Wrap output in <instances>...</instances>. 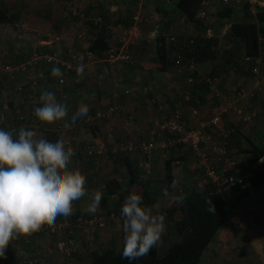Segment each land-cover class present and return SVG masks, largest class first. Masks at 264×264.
<instances>
[{
	"label": "crops",
	"instance_id": "obj_1",
	"mask_svg": "<svg viewBox=\"0 0 264 264\" xmlns=\"http://www.w3.org/2000/svg\"><path fill=\"white\" fill-rule=\"evenodd\" d=\"M57 1L62 5V2L65 0ZM57 1L56 3L58 4ZM90 1L91 0H82L80 3L88 14L87 17H90V13L93 12V8L89 7ZM208 1L210 3L208 13L212 12L214 15L217 11L216 8L222 4H220L218 0ZM137 2L138 0H99L98 11H101L108 22L120 21L124 19L127 13L141 11L140 7H136ZM142 2L146 5V9L144 10L149 17V21L145 20L146 18L144 15V21L140 25L138 42L132 44L128 49V59L97 60L85 71L83 76L75 78L80 82L78 86L75 84L70 87L68 83L69 89L66 91L67 97L65 102L63 100L58 101L57 99L58 102L61 101L60 103L63 102V104L67 105L69 115L66 118L70 120H72L71 117L77 110L81 101L89 106V112L93 110L94 113L99 107L103 108L105 105L116 107L110 118L86 122V118L93 116L94 113H89L87 117L79 118V130L76 134V136L78 135L77 140L88 142L96 138H102L106 145V151L96 158L80 157L77 155L78 161L76 162V160L74 161L72 159L70 162L71 168H78L85 175V187L89 193L95 192L96 190L101 191L102 200L99 210L95 215H102L104 219L94 223L96 224L95 226L86 227L83 231L78 230L79 228L76 229V250L70 256L61 255L56 250V236L43 234L32 235L27 244L23 243V236L10 241L8 246L11 247L14 244L12 248L15 247V251L11 249L6 251L4 258L0 261L7 260L10 264H23L25 263V259H38V263L40 262V264H80L82 261L84 262L82 264H86L89 262L90 255L93 251H102L113 247L116 248L123 243L124 233L122 230V221L120 222L118 219L111 218L110 214L121 213L125 198L132 192L139 193L142 186L140 183H129L127 173L128 166L124 163L125 159L122 161V158H120V153L118 152L119 147L122 144L128 143L130 140L150 138L152 130L154 129L153 121L155 118H162L168 113L169 108L167 104H175L173 100L176 101V98L179 96L184 95L187 97L186 91L184 92L185 88L180 89L181 86H179L182 79L184 82L185 77H183V74L180 72L174 71L173 68V70L159 69L161 65L155 60V48L150 46V40L152 39H146V34L149 33L148 36H150L160 30L163 34H170L175 31L174 33L183 36L193 35L194 32L193 24L185 22L183 17L175 10V0H143ZM60 3L57 6H60ZM8 6L17 8L13 5ZM111 9L114 11L112 12ZM96 12L97 11H94V13ZM238 14L240 13L236 15ZM20 16L22 15L20 14ZM70 17L77 16L71 15ZM217 21L218 20L215 19L214 23H211L212 26L209 27L214 26L215 32H218V30L221 32L224 30L225 25L221 27L217 26ZM82 23L85 22L82 21L81 24ZM158 23L160 26L159 29ZM81 24V28L82 26L85 27L87 32L86 37L88 38V41L84 40L81 42H83L82 44L87 42L90 43L96 34V30L91 27H86V23L85 25ZM9 25L10 24L0 23V39H5L7 41L6 30ZM81 28L76 29L77 33ZM226 28L228 29V26L225 27V29ZM55 38L57 39V37ZM24 39L25 38L21 37V34L15 36V40L24 44V47H26V49L28 48L27 51L30 50L31 52L32 49L29 46V41H24ZM144 39L147 41V44L142 47L141 43ZM77 40L79 41V39ZM56 43H54V40L49 39V37L37 39L34 41V50L32 54H34L37 49L46 50L49 54L50 52L56 54L54 49ZM109 44V51L107 53L110 56L113 55L111 52H114V54L118 52L121 43L118 38L114 37L110 40ZM79 45L78 43L75 46ZM69 48L71 47L69 46ZM228 48L229 46L226 47L225 50ZM26 49L24 48L21 50L20 48L14 55L13 51L11 52L10 46L8 48H1L0 61L14 62L13 60L16 58L18 59L19 54H22L23 57V52H25ZM28 60H34L33 55H30ZM33 62H35V60ZM34 65H37V62H35ZM216 66L218 67L216 72L219 73L218 77L220 80L221 75L230 72L232 82L237 81V78L241 76L238 83H242L244 69H236L233 60H218ZM197 71L201 73V70L198 69ZM27 77L29 78V76ZM252 86L253 84L251 80H249L247 88H245L244 91L245 94ZM126 88L131 90L129 95L123 93V90ZM54 90L55 89H53V91ZM198 91L202 93V91ZM54 94L56 98L59 97L56 93ZM150 98H155V102L152 104L149 103L148 100ZM256 101L257 103L261 102L259 98ZM239 102V104H241L240 107L243 109L250 107L248 104L249 102H246L245 98L241 99ZM258 104H256L258 112L263 113L262 106ZM16 105H18L17 102ZM231 106L232 105H230V107ZM232 108L233 107L230 108V112L237 115L235 110L239 107L236 109ZM0 110L6 111L2 107ZM229 113L224 116L223 119L225 127L232 133L226 143L228 153L229 155L234 153V156H240L241 161H243L245 165L244 167L248 168L249 160L253 157V153L249 150L252 144L264 145V131L262 129V132L261 128L258 126L260 125L259 120H254V122H256L255 125L249 124L242 121L240 116L237 115L239 118L238 122L235 121L234 117L230 119L231 113ZM201 114V116L197 115L195 118L205 116V113L201 112ZM127 116L132 117L131 126H126L124 124V118ZM229 121L231 122L229 123ZM73 122L78 121L76 119ZM56 123H58V121H56ZM195 124L196 122L192 123V125ZM89 125H93V128L89 129ZM249 125L252 126L248 128ZM53 127L54 124H52L50 129H54ZM240 131L245 133V135L241 137V135H239ZM41 135L43 138V132ZM213 142L221 144L219 140L215 139V135ZM122 155L128 156L127 161L132 163V167H138L137 170L139 174L152 180L147 186V192L151 194L156 193L153 208L158 210H168L172 208L169 206V201L166 202L165 200L170 194H174L173 192L167 195L157 194L161 193L164 188L161 183L163 184L162 179L165 177L166 170L164 162L166 159H162L161 155L154 153L146 160L141 158L136 150H125ZM169 155L175 158V160H173L174 163L177 162V164H172V170L170 172L174 178L178 179L180 182L187 181L186 175H191V179L192 177L201 179L200 174H198L195 169L196 157L190 148L184 147L181 144H176L169 148L168 156ZM262 158H264V154L259 157L255 163L250 165L249 169H253L254 171L263 169L264 159ZM145 165L149 168L148 175L143 174L142 169ZM108 178H115L118 180L121 187L118 191V195H114L108 198L107 201H104V180ZM160 188H162V190ZM89 203L90 201L86 194L80 200L73 202L74 211L72 215L68 217L59 216L57 219H72L75 215H82L85 218H89V216L94 215L85 210ZM173 216V219L165 218V231L157 244L158 251L160 252L165 251L176 238L173 221L177 220L179 216L177 213ZM229 218H233V221H227L221 227L214 240L203 252L199 264H264V181L232 210ZM11 252H13V254H11ZM8 253L11 255H7Z\"/></svg>",
	"mask_w": 264,
	"mask_h": 264
},
{
	"label": "trees",
	"instance_id": "obj_2",
	"mask_svg": "<svg viewBox=\"0 0 264 264\" xmlns=\"http://www.w3.org/2000/svg\"><path fill=\"white\" fill-rule=\"evenodd\" d=\"M202 1L203 0H175L174 3L175 10H177L178 14L183 17L185 22L192 23L194 27L193 35H184L187 38H192L193 42L191 44L186 43L180 50V53L183 56V60H192L195 65V75L198 80L195 85H185L184 92L186 91L187 97L182 95L176 98V101L173 100L175 104L172 105L171 109H173L175 105H181L182 100L185 103L198 106L210 98L211 95H208L210 94V90L206 78H215L218 84L217 77L219 76V73L216 72L218 68L216 66L218 60H233L236 69H244L240 62L242 54L246 53L253 56L259 54L264 57V9L257 8L239 0H231L228 4H222L216 8L217 11L214 14V18L218 20L216 24L217 26L221 27L226 25L228 26L227 30L229 31L225 32L224 36L220 34L219 30L218 32L214 31V34L209 36L206 34V31L209 26H212V24H206L205 19H199L197 14ZM89 5V7H92L91 1ZM99 12L101 13V11ZM237 13L240 14L236 15ZM85 15L88 16L86 11ZM143 15L145 14L143 13ZM132 16L133 12L129 14L127 13L124 19L120 21L124 25H127L133 22ZM105 21L107 20L105 19ZM20 22V9L18 7H10L5 3V0H0V23L15 24ZM84 22L86 23V27L96 29V34L89 44V49L93 51L98 58L107 56L110 46V36L105 27L94 25L91 19H86ZM85 23L82 24L85 25ZM159 27L158 23V29ZM148 34L149 33L146 34L145 38L152 39L150 40V46L155 48V60L161 65L159 69H174V71H176L173 65L174 52L176 50L170 42L166 41V35L168 34H163L160 30L150 36H148ZM41 38L42 37H38L37 39L39 40ZM146 44L147 41L144 39L141 46L143 47ZM228 46L229 48L225 50ZM43 53L48 54V51L37 49L34 54L40 55ZM51 53L52 52H50V54ZM66 53L60 56V58H65ZM34 54L29 53V55L23 60L16 58L13 60V63L26 62L28 61L29 56ZM37 60V65H34L35 70L31 68L28 72L18 75L16 79H9V77L0 73V109L2 107L6 110L5 112L2 110L3 112L0 113L6 118L4 122H9L12 119H15L21 113H25L27 116L35 119L36 117L33 114L34 107L42 106L39 100L40 96L36 97V93L39 92L38 95H41L45 90L54 92V83L56 81L54 80L55 77L51 75V69L54 66L62 69L60 63L47 62L45 61V58H38ZM197 68L201 70V73L197 71ZM38 70L43 72L42 77L37 76L39 73ZM243 71L245 75H247V78L251 80L249 72L245 69ZM27 76H29V78ZM21 79L23 81H21ZM33 79L36 80V84L34 87H31ZM18 80L20 83L23 82V88L21 91L16 89V83ZM79 83H76V86H78ZM68 87V85L65 86L64 90L68 91ZM198 90L202 91V93ZM263 91L264 89L255 93L254 97L247 96L246 98V102H249L248 104L250 106L248 108L256 111L255 118L258 117L257 120L264 118V97H259L262 95L261 93ZM15 96H17L18 99H15ZM258 98L261 100L260 103L258 102L259 104L256 101ZM16 102L18 105H16ZM256 104L262 106L263 113L258 112ZM89 113L93 114L94 111L90 110ZM183 119L186 120L185 114H183ZM65 121L69 124L73 122V120L66 118L65 120L58 121V123L64 125ZM89 127V129H92L93 125H90ZM53 128L54 129L51 130L49 127H46L42 131L43 138L50 142H55L60 136L57 131V125H54ZM225 129L227 128L225 127ZM228 133L230 132L228 131ZM229 135L227 134L226 137L221 135L226 143ZM249 151L253 153V157L249 160L248 168L244 167L245 165L243 161L239 163L237 162L241 174L246 173L247 176L242 181L236 180L234 184L227 189L219 188L215 182H212L209 179L203 180L202 178L198 179L197 177H192L191 179V175H186L187 181H179L178 190L172 189V181L176 178H174L170 172L175 158L169 155L164 162L166 170L165 177L162 179L164 185L161 183L164 188L161 193L157 194L161 195L166 192L168 194L173 192L175 195L179 194V190L188 194L183 206L173 204L171 206L172 208L168 210L166 209L167 211L161 210L162 212H165L166 219H173L175 213L179 216L177 220L173 221V228L176 234L175 240L165 251H158L156 245L150 250L148 255L131 262L122 259L119 254L123 247L122 243L116 248L113 247L102 251H93L90 255L89 262L86 264H199L203 252L214 240L221 227L229 220L232 210L264 181V168L259 171L249 169L250 165L255 163L257 159L264 154V145L252 144ZM118 152L120 153L122 161L125 159L124 163L128 166L127 173L129 183H140L142 186L138 193L143 198L142 204L153 208L156 193L151 194L147 192V186L152 180L139 174V171L137 170L138 167H132V163L127 161L128 156L122 155L124 150H118ZM144 169L145 166L142 169L143 174L148 175L149 172L146 174ZM197 184H203L205 186L203 193L197 191ZM120 187V182L115 178L105 179L103 200L107 201L108 198L118 195ZM160 189L162 190V188ZM207 201L212 202L215 208V213H210L208 211V208L211 205L207 203ZM76 216L77 215L73 216L71 221L74 222ZM28 242L24 241L23 243L27 244ZM30 262L32 264H40V262L38 263V259H25V263L23 264H29ZM0 264L10 263L5 260L0 261Z\"/></svg>",
	"mask_w": 264,
	"mask_h": 264
},
{
	"label": "built area",
	"instance_id": "obj_3",
	"mask_svg": "<svg viewBox=\"0 0 264 264\" xmlns=\"http://www.w3.org/2000/svg\"><path fill=\"white\" fill-rule=\"evenodd\" d=\"M57 0H50V2H55ZM82 0H65L60 2L61 9L64 16H77L81 21L86 19H91L93 24L96 26L105 27L108 32L110 40L116 37L121 43L118 52L115 55H110V60L120 59L125 60L128 55V49L132 44L138 41L140 35V25L144 21V15L140 11L133 12V22L124 25L120 21H105L103 15L98 11L99 10V0H91V6L93 12L90 13V17L85 15V11L80 5ZM231 0H218L220 4H228ZM241 2L248 3L252 6H255L260 9H264V0H239ZM79 4V5H78ZM78 5V6H77ZM209 1L203 0L198 9V18L206 19ZM94 11H97L94 13ZM17 25V24H15ZM226 25L224 30L220 32L224 36V33L227 31ZM213 27H209L206 31V34L211 36L214 34ZM87 32L85 27L82 26L80 31L77 33V38L80 41L86 39ZM166 41L170 42L171 45L175 48L174 52V67L175 70L183 73L185 78V84L188 86L195 85L197 82V77L195 75V65L192 60L185 61L183 56L180 53L182 47L188 43L193 42L192 38H187L179 34H168L166 35ZM89 42L82 44L81 48L69 49L66 53L65 58L57 57V54H47L43 53L40 55H33L35 62L38 58H45L47 62H59L62 69V76L55 77L56 81L54 84V92L60 99L65 100L67 97V92L64 90V87L68 85L69 78H79L77 76L75 68L78 64L82 63L85 71L91 67L97 61V56L93 51L89 49ZM79 58V59H78ZM34 60H28L26 62L13 63L8 61H0V73L9 77V79H16L18 75L28 72L29 69H34ZM240 62L243 65L244 69L247 70L250 74V79L253 84L252 88L247 91L246 97L253 96L255 93H258L264 89V57L263 55H250L242 54ZM35 70V69H34ZM39 73L37 76H41L43 73L41 70H38ZM21 81H23L21 79ZM208 88L210 90V95L212 97L219 96L220 93L217 89V82L215 78H206ZM36 80L33 79L31 87H34ZM23 82L20 83L19 80L16 83V89L22 90ZM31 91V90H30ZM39 92L36 93V97ZM125 95H129L131 90L126 88L123 90ZM155 98H150L149 103H154ZM116 107L112 105H105L103 108H99L95 111L93 116L86 118V122H93L94 120L110 118L115 111ZM230 106L225 103L213 104L209 110V113L203 117L194 118L196 124H188L183 119V109L180 105H175L173 109H170L168 113L162 118H155L153 121L154 129L152 130V135L150 138H140L136 140H130L128 143L122 144L119 147V150H136L141 158L149 159L154 153H158L163 156L164 159L168 158V150L170 147L181 144L184 147H188L194 153L196 157L195 169L200 174L203 180H211L215 182L219 188L227 189L230 187L236 180L242 181L247 176L246 173L241 174L240 167L238 163L233 158L229 157L228 149L226 146V141L221 144L214 143L215 133L226 137L228 134L227 129L223 123L224 116L229 113ZM2 110H0L1 112ZM3 112V111H2ZM236 114L240 116L242 121L246 123H251L255 116L256 111L252 109H243L241 107L235 110ZM3 116V114H2ZM4 117V116H3ZM5 121V120H4ZM2 129L4 130H13L17 131L20 128L25 130H32L36 132L38 138H42L41 132L46 128L48 123H43L37 118L33 119L27 116L25 113L19 114L15 119H12L9 122H4ZM124 124L126 126L132 125V117H125ZM57 131L60 136L57 140L63 138L66 147L70 146L74 150V156L72 159L76 162L78 161L77 155L80 157H99L106 151V145L102 138H96L93 141L82 142L77 140L78 135L77 131L79 130V122L70 123L69 128H64L63 125L57 123ZM40 132V134H39ZM75 134V135H74ZM56 140V141H57ZM55 141V142H56ZM76 156V157H75ZM177 164V162H173ZM69 168H71L69 164ZM144 172L147 174L149 168L145 165ZM234 172V173H233ZM174 195V194H172ZM171 196V195H169ZM168 196V199H169ZM144 205V204H142ZM146 206V205H144ZM148 207V206H147ZM154 210L156 208H153ZM161 214L165 215V212L159 211ZM155 214V213H154ZM111 218H115L123 222L121 213L110 214ZM76 220L73 222L70 218L56 219L53 226L44 225L40 231L35 232L28 236H23L24 241L28 242L32 235H43L47 234L49 236H56L55 239V248L56 250L64 256H70L76 250V229L84 228L89 224H94L100 222L104 219L102 215H91L89 218H85L82 215H77ZM230 222L233 221V218H229ZM29 264H32L31 262Z\"/></svg>",
	"mask_w": 264,
	"mask_h": 264
},
{
	"label": "clouds",
	"instance_id": "obj_4",
	"mask_svg": "<svg viewBox=\"0 0 264 264\" xmlns=\"http://www.w3.org/2000/svg\"><path fill=\"white\" fill-rule=\"evenodd\" d=\"M75 71L83 76V64ZM51 75L62 76L61 69L54 66ZM39 100L42 106L33 109L39 121L52 124L68 116L67 105L58 102L53 92L43 91ZM88 113L89 106L81 101L71 119L87 117ZM63 127L67 129L70 124L65 121ZM74 154L63 138L50 142L32 130L0 128V257L5 256L10 241L38 232L44 225L53 226L59 216L72 215L73 202L86 194L90 203L85 210L90 214L99 210L101 191L89 193L85 175L78 168H69ZM178 185L179 180L174 179L171 187L178 190ZM196 188L203 193L205 186L197 184ZM187 195L179 190L169 197V206H183ZM142 199L132 192L121 208L124 237L119 254L130 262L148 255L165 231V215L142 205ZM207 203L211 205L208 211L215 213L212 202Z\"/></svg>",
	"mask_w": 264,
	"mask_h": 264
},
{
	"label": "rangeland",
	"instance_id": "obj_5",
	"mask_svg": "<svg viewBox=\"0 0 264 264\" xmlns=\"http://www.w3.org/2000/svg\"><path fill=\"white\" fill-rule=\"evenodd\" d=\"M142 1L143 0H138L136 7H140L141 11L145 14V18H146L145 20H148L149 17H148V15H146L145 10H144V9H146V5H144V3ZM5 2L8 5H13L15 7H18L20 9V14L22 16H20L21 17L20 23H15L17 25L10 24L7 27L6 35H7L8 39H7V41L5 39L4 40L0 39V49L4 48V47L8 48L10 46L11 52L13 51L14 55L16 54V51L20 50V48H21V50H23L24 48L26 49V47H24L25 46L24 44L15 40V36L21 34V37L25 38L24 41H29V43L31 44V45L29 44V46L32 50H31V52H30V50L27 51L28 50V48H27L26 51L23 52V57H22V54H19L18 55L19 60L25 59L29 55V53L33 52V50H34L33 44H34V41L37 40L38 37H49V39L54 40V43L57 42L55 47H54L55 53L57 54V57H60L63 54H65L66 52H68V50L70 49L69 46L71 47V49L79 48L82 46L83 42H81L80 40L79 41L77 40L78 38H77V31H76L77 28L78 29L81 28L80 24L82 21L78 17L64 16L63 11L60 8V6H57L59 3L57 4L56 1L50 2V0H5ZM113 11L114 10H112V12ZM104 13H106V12H104ZM214 20H215V18H214L213 13L212 12L207 13V18L205 19L206 24L209 25L211 23H214ZM216 24H217V22H216ZM63 32H65V33H63ZM174 32L175 31H173V33ZM75 35H76V37H75ZM55 37H57V39ZM87 39L88 38L86 37L85 41H88ZM78 43L80 45L78 47L75 46ZM225 44H226V41H225ZM111 54L115 55L116 53L114 54V52H111ZM127 55L129 57V53H127ZM128 57L125 60H127ZM110 58L111 57L109 56V54H107V56H105V57H99V58L97 57V60H110ZM181 74H183V73H181ZM230 76H231L230 72H226L225 74L221 75V80L219 79V77H217V81H218V84H217L218 88L217 89L219 90L218 92L220 93L219 96H215V98L210 96V98H208L206 102H203V103L199 104L198 106H195L194 104L185 103L182 100V104L180 105V107L183 109V113L186 115V120L185 119L184 120L187 123L189 122L188 124L194 123L195 120H193V119L197 115L201 116L202 115L201 112H203V113H205V115H207L213 104L225 103V104H228L229 106L232 105L231 106V107H233L232 109H236L237 107L241 106V104H239L240 103L239 101H241V99H243V98H245V99L247 98L244 91H245V88H247V84H248L249 79L247 78V75H245V73H243L244 78L242 79L243 81H242V83L240 82L241 83L240 84V83H238V81H239L241 76H239L237 78V81H234V82H232ZM244 80H245V82H244ZM68 83H69V86L72 87L76 83H79V80L72 77V78H69ZM183 84H185V80L183 82V79H182L181 82L179 83V86H181L180 89L185 88L184 87L185 85H183ZM245 85H246V87H245ZM261 94H262V95H260L261 97L264 96V91ZM186 95H187V93H186ZM15 99H18V97L15 96ZM57 99H58V101L61 100L59 97H57ZM63 101L65 102V100H63ZM67 101H69V100H67ZM167 106H168L169 110L172 107L171 104H167ZM99 108H101V107H99ZM229 112H230V109H229ZM230 113H229L231 115L230 119H232L234 117L235 121L239 122L238 116L233 114L232 112H230ZM5 119L6 118L2 116V113H0V127L5 125V123H3V121ZM256 119H258V117L255 118L254 120H256ZM254 120L249 124L255 125L256 122H254ZM77 121L79 122V119ZM230 122L231 121H229V123ZM232 122H234V121H232ZM259 122H260V125H258V126L261 128V131H262V129L264 131V118H260ZM52 124L56 125V122L52 123ZM52 124L46 125L45 127L50 128L52 126ZM251 126L252 125H249L248 128H250ZM227 130L229 131V129H227ZM239 133H240L239 135H241V137L243 135H245V133H243L241 131ZM39 134H40V132H39ZM228 135L229 136H228L227 140L231 137V133H228ZM215 139L219 140V142H221V143H223L225 141V139H223V137L217 133H215ZM234 155L235 154L233 153V154L229 155V157L233 158L238 163L241 162L240 156H238V155L234 156ZM161 157H162V159H164L163 156H161ZM170 195H172V194H170ZM165 201L166 202L169 201L168 197ZM95 225L96 224H92V225L89 224L86 227L89 228V227H92ZM86 227L78 229V230L83 231V230H85ZM13 245L11 247L8 246L6 251H8L10 249L15 251V247L12 248ZM89 246H91V245H89ZM11 254H13V252H11ZM11 254L8 253L7 255H11ZM3 258L4 257H0V260ZM82 263H84V262L82 261ZM82 263H80V264H82Z\"/></svg>",
	"mask_w": 264,
	"mask_h": 264
}]
</instances>
